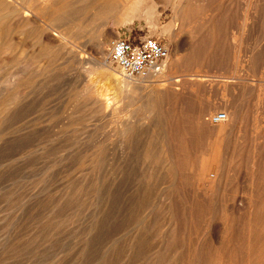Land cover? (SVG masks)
Wrapping results in <instances>:
<instances>
[{
  "label": "rangeland",
  "instance_id": "1",
  "mask_svg": "<svg viewBox=\"0 0 264 264\" xmlns=\"http://www.w3.org/2000/svg\"><path fill=\"white\" fill-rule=\"evenodd\" d=\"M110 1L0 0V264H264V0ZM121 35L163 71L124 77ZM127 81L162 88L151 116Z\"/></svg>",
  "mask_w": 264,
  "mask_h": 264
},
{
  "label": "built area",
  "instance_id": "2",
  "mask_svg": "<svg viewBox=\"0 0 264 264\" xmlns=\"http://www.w3.org/2000/svg\"><path fill=\"white\" fill-rule=\"evenodd\" d=\"M169 56L168 48L158 38L146 36L133 40L130 35H121L112 41L110 60L124 77L132 79L159 72Z\"/></svg>",
  "mask_w": 264,
  "mask_h": 264
},
{
  "label": "bare ground",
  "instance_id": "3",
  "mask_svg": "<svg viewBox=\"0 0 264 264\" xmlns=\"http://www.w3.org/2000/svg\"><path fill=\"white\" fill-rule=\"evenodd\" d=\"M27 1V3L28 4H32L33 3V1L34 0H26ZM38 1V0H37ZM48 1V0H47ZM122 1H125V0H122ZM133 1V0H132ZM39 3L40 2H45V1H38ZM158 2V1H157ZM65 3V2H64ZM40 4H42V3H40ZM121 5V2H120V0H118V2H114L113 0H112V2L110 1V2H108V3H104V4H102V6L103 7H106V8H114V7H118V6H120ZM38 6V5H37ZM33 7V6H32ZM42 7V6H41ZM44 7H45V5H44ZM135 7V4H133V6H132V8H134ZM144 7V6H143ZM54 8V7H53ZM53 8H51V10L53 9ZM61 8V7H60ZM132 8H130V11H132L131 9ZM146 8V7H145ZM42 9V8H41ZM44 9V8H43ZM55 9V8H54ZM53 9V10H54ZM66 9V8H65ZM61 10V9H60ZM127 10H129V9H127ZM126 11V10H125ZM146 11V10H145ZM128 12V11H127ZM133 12V11H132ZM131 12V13H132ZM122 19H125V18H122ZM65 20V19H64ZM127 20V19H126ZM178 23V22H177ZM173 26V25H172ZM171 26V27H172ZM168 29H170V26H168ZM172 29V28H171ZM170 29V30H171ZM65 40V39H64ZM234 40V39H233ZM104 42V41H103ZM106 42L108 43V39L106 40ZM112 46V45H111ZM111 52V51H110ZM99 53H101V54H106L107 53V51H106V49H104V47L103 46H101L100 45V47H99ZM170 57V56H169ZM169 59V58H168ZM168 59L164 62V64H163V66H162V68L160 69V71L159 72H157V73H153V74H159V73H161L162 71H163V69H164V67H166L165 66V64H166V62L168 61ZM82 65V64H81ZM166 72H168V71H166ZM167 75V74H166ZM90 76V75H89ZM150 76V75H149ZM148 76V77H149ZM151 76L153 77V75L151 74ZM150 76V77H151ZM11 77V76H10ZM18 77H19V75H18ZM18 77H17V79H18ZM15 78H16V76H15ZM14 78V79H15ZM145 78H147V77H144V78H132V79H130V78H128L129 80H131V81H134V79H137V80H144ZM238 78V77H237ZM11 80L9 79H7L5 82H3V83H6V82H8L9 84H13L12 86H14V88H13V90H12V92H10V94H7V96H6V99H5V105L6 106H10L11 104H13V102H14V98L16 99V92H17V90L15 91V89H16V87L18 86V83H15L16 81H18V80H12L13 82H10ZM15 81V82H14ZM95 82V81H94ZM93 81H91L90 83L91 84H93L94 83ZM100 83V82H99ZM104 83V82H103ZM7 84V83H6ZM8 84V85H9ZM154 84V83H153ZM152 83L150 84V85H144L143 83H138V84H136V83H132V82H128L127 81V84H125L126 85V87H127V99H128V105L129 106H133L134 105V107H135V105H137L138 103H140V104H142L143 105V109H142V114H144L145 116H151L152 114H153V111H154V109H155V107L158 105V103H159V101H160V99L162 98V88L161 89H158L156 86H154ZM11 85H9V86H11ZM96 85V84H95ZM103 85V84H102ZM105 85V84H104ZM101 86V85H100ZM123 86V85H122ZM101 89V88H100ZM94 90V89H93ZM92 90V91H93ZM126 90V89H125ZM105 91V90H104ZM108 90H106V92H107ZM245 91V90H244ZM108 93H110V92H108ZM107 94V93H106ZM103 91H100V90H96L95 89V91H93L92 93H88V94H83V95H80L81 97H82V103H84V104H86V105H88L90 108V111H89V113H91V114H96V115H98V114H101V113H103L104 111H110V107L112 106L111 105V100L110 99H108V95H106ZM116 98V97H115ZM114 98V99H115ZM79 101H80V98H79ZM19 102V101H18ZM161 103V102H160ZM139 104V105H140ZM85 105V106H86ZM161 105V104H160ZM1 106V105H0ZM3 106V105H2ZM137 107H138V105H137ZM159 107V106H158ZM2 108V107H1ZM0 108V109H1ZM136 109V108H135ZM157 109V108H156ZM5 111V109L3 110V112ZM5 117V116H4ZM125 117V116H124ZM199 121V120H198ZM127 128V127H126ZM128 129V128H127ZM170 131H171V129H170ZM173 132V131H172ZM167 136V135H166ZM166 143V142H165ZM7 148V147H6ZM164 151V150H163ZM176 156V155H175ZM177 160V159H176ZM218 163V162H217ZM173 164H174V162H173ZM216 164V163H215ZM217 165V164H216ZM209 166V165H208ZM212 166V165H211ZM211 166L209 167V168H211ZM203 167V166H202ZM216 167V166H215ZM208 168V167H207ZM173 169V168H172ZM215 169H217V168H215ZM215 169H214V171H215ZM204 170H206V169H204ZM218 170V169H217ZM120 171V170H119ZM179 171V170H178ZM202 171V170H201ZM253 171V170H252ZM205 172V171H204ZM217 172V171H216ZM208 173V172H207ZM212 175V174H211ZM253 188V187H252ZM241 199V198H240ZM218 202V201H217ZM213 218V217H212ZM191 224V223H190ZM264 230V229H263ZM251 234V233H250ZM250 237V236H249ZM260 238V237H259ZM264 245V244H263ZM262 246V245H261ZM249 248V247H248ZM260 250H262V249H260ZM199 251V250H198ZM264 251V250H263Z\"/></svg>",
  "mask_w": 264,
  "mask_h": 264
},
{
  "label": "clouds",
  "instance_id": "4",
  "mask_svg": "<svg viewBox=\"0 0 264 264\" xmlns=\"http://www.w3.org/2000/svg\"><path fill=\"white\" fill-rule=\"evenodd\" d=\"M182 0H170V5L173 11L177 10L181 4ZM153 13L155 10H152ZM155 15L152 16V19H155ZM231 121V116L227 111H221L220 113L213 114L210 123L216 126H226Z\"/></svg>",
  "mask_w": 264,
  "mask_h": 264
}]
</instances>
